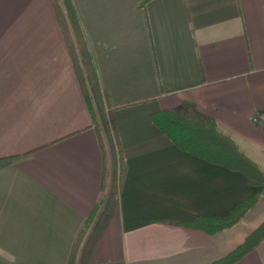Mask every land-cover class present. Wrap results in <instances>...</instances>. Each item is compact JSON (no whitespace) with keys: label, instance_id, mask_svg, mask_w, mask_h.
<instances>
[{"label":"crops","instance_id":"0c3cea01","mask_svg":"<svg viewBox=\"0 0 264 264\" xmlns=\"http://www.w3.org/2000/svg\"><path fill=\"white\" fill-rule=\"evenodd\" d=\"M141 1L73 0L80 44L53 0H0V264H71L121 161L118 204L88 264H212L264 222L263 186L181 150L151 116L214 119L264 173V0ZM256 194L233 226L188 225ZM234 264H264V239Z\"/></svg>","mask_w":264,"mask_h":264},{"label":"trees","instance_id":"16d2710c","mask_svg":"<svg viewBox=\"0 0 264 264\" xmlns=\"http://www.w3.org/2000/svg\"><path fill=\"white\" fill-rule=\"evenodd\" d=\"M56 9L64 14L67 25L70 26L77 36V42L81 44L80 19L75 8L73 0H53ZM150 0H142L141 5L144 6ZM83 43V41H82ZM84 71L88 79L89 85L96 95L97 101L103 105L98 90V80L96 78L94 66L89 60L84 59ZM153 122L166 134L172 142H174L181 150L202 157L208 161L222 164L228 168L241 171L246 175L248 181L252 185L264 187V173L259 166L249 157L243 154L237 147L232 138L220 132L215 124L214 119L203 120L197 113H183L177 110L166 109L160 110L152 115ZM124 176V165L121 161L118 165L113 194L106 202V210L103 211V217L97 221L95 216L100 212L105 198H102L99 204L90 214L83 233L80 235L76 244V251L72 257L71 264H88V255L91 247L97 238L101 235L105 226L106 214L114 210L118 204V191ZM260 194L248 197L240 202L231 213L226 217H198L188 223L189 226L203 229L213 233L224 228L233 226L246 214V212L255 205L259 200ZM90 231L89 238L82 247V256L77 257L86 233ZM264 239V222L256 228L246 240L238 246L234 251L224 258L212 264H234L238 259L249 251L256 248Z\"/></svg>","mask_w":264,"mask_h":264},{"label":"rangeland","instance_id":"374dc122","mask_svg":"<svg viewBox=\"0 0 264 264\" xmlns=\"http://www.w3.org/2000/svg\"><path fill=\"white\" fill-rule=\"evenodd\" d=\"M65 21H66V19H65ZM66 24H68L67 21H66ZM82 63H83V69H84V61L83 60H82ZM84 87H85V90H86L88 96L90 97V101L92 102L93 106L98 109L99 117H100V128L102 130H104V132L106 131L108 133V135H109V133L112 134V132H113L112 131L113 130L112 129V127H113L112 126V122L109 121V117H108V115L104 111V105H101L97 101L96 95L92 91V89H91V87L89 85V82H88V80L86 78L84 79Z\"/></svg>","mask_w":264,"mask_h":264}]
</instances>
